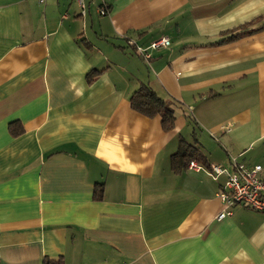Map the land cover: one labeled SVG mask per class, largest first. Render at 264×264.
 I'll return each instance as SVG.
<instances>
[{
  "label": "crops",
  "instance_id": "1",
  "mask_svg": "<svg viewBox=\"0 0 264 264\" xmlns=\"http://www.w3.org/2000/svg\"><path fill=\"white\" fill-rule=\"evenodd\" d=\"M85 3L0 0V264H264V214L219 220L206 171H264V0ZM142 84L172 131L132 108ZM182 138L202 170L173 171Z\"/></svg>",
  "mask_w": 264,
  "mask_h": 264
},
{
  "label": "built area",
  "instance_id": "2",
  "mask_svg": "<svg viewBox=\"0 0 264 264\" xmlns=\"http://www.w3.org/2000/svg\"><path fill=\"white\" fill-rule=\"evenodd\" d=\"M75 1L80 7V15H85L87 9L85 0ZM41 2H44V0H41ZM106 12V4H103L99 9V13L105 15ZM170 45V38L162 37L152 42L147 48H138V51L146 59H149L151 57L147 52L149 49L159 50ZM189 167L197 170L203 169L202 165L200 166L194 161L189 164ZM206 171L213 180L224 178L218 198L226 208L219 214V220L230 216L232 213L228 209L237 205L264 214V171L261 165L249 166L238 161L237 157H232L230 167L212 164L207 167Z\"/></svg>",
  "mask_w": 264,
  "mask_h": 264
},
{
  "label": "trees",
  "instance_id": "3",
  "mask_svg": "<svg viewBox=\"0 0 264 264\" xmlns=\"http://www.w3.org/2000/svg\"><path fill=\"white\" fill-rule=\"evenodd\" d=\"M245 33H233L226 41H233L240 38ZM132 108L138 113L148 117L154 118L156 116L161 117L162 128L165 132H170L174 128V122L176 119V112L180 109L179 103L174 99H164L156 90L147 84H142L140 88L132 95L130 99ZM16 125V124H15ZM14 126V123L10 126V131L14 136H19L22 132L19 126ZM191 161H198L201 164H205V157L201 154L195 145L189 144L183 138L179 141V147L176 153L171 157L172 169L175 173H181L184 171ZM104 193V184H96L94 191V199L101 200ZM43 264H64L63 259H51L46 258Z\"/></svg>",
  "mask_w": 264,
  "mask_h": 264
}]
</instances>
